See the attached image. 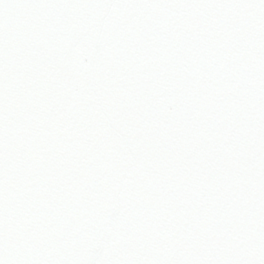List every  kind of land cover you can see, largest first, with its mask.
Listing matches in <instances>:
<instances>
[{"label":"snow or ice","instance_id":"snow-or-ice-1","mask_svg":"<svg viewBox=\"0 0 264 264\" xmlns=\"http://www.w3.org/2000/svg\"><path fill=\"white\" fill-rule=\"evenodd\" d=\"M0 264H264V0H0Z\"/></svg>","mask_w":264,"mask_h":264}]
</instances>
